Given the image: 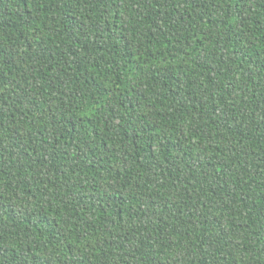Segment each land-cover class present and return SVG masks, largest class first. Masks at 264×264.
Listing matches in <instances>:
<instances>
[{"label":"trees","instance_id":"16d2710c","mask_svg":"<svg viewBox=\"0 0 264 264\" xmlns=\"http://www.w3.org/2000/svg\"><path fill=\"white\" fill-rule=\"evenodd\" d=\"M0 264H264V0H0Z\"/></svg>","mask_w":264,"mask_h":264}]
</instances>
